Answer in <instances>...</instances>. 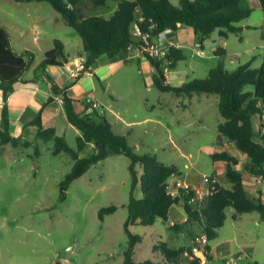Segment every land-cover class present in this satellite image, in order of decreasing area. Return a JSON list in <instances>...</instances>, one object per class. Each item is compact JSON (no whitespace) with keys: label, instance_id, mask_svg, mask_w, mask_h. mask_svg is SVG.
Instances as JSON below:
<instances>
[{"label":"trees","instance_id":"1","mask_svg":"<svg viewBox=\"0 0 264 264\" xmlns=\"http://www.w3.org/2000/svg\"><path fill=\"white\" fill-rule=\"evenodd\" d=\"M17 2L46 1L58 11L66 24L74 28L83 42V48L78 55L84 57V71L96 65L102 55L116 60L118 55L130 47L141 49L145 44L142 34L147 35L151 44H156L160 34L166 30L177 31L182 26L192 27L201 47L213 32L219 30L222 37L233 33L241 34L243 27L238 22L250 16V10L240 6V0H180L175 5L171 0H118V9L110 17L103 15H88L86 8L105 7L111 0H15ZM264 10V0H260ZM137 28L141 35L137 33ZM241 38V36H240ZM34 51L16 52L12 47L10 32L0 25V90L3 92L4 105L0 122V144L29 146L30 142L22 137L11 134L8 97L14 91L16 84L26 82L22 76L35 60ZM215 56L219 57L206 77L193 78L179 86L167 83L166 68L175 70L178 62L186 60V55L179 48H167L165 58L171 63L164 65V59L153 57L148 53L144 57L154 68L153 82L164 92L176 95L192 96L194 93H214L218 96V109L222 121L218 132L236 149L248 156L244 170L264 180V59L259 67H252L251 62L239 65L233 69L226 67L223 59L225 49L218 46ZM69 56L65 45L60 39H55L53 49L45 53V58L37 69L46 70L49 65H63ZM96 79L100 81L98 75ZM251 86V88H249ZM69 87H61L52 79L54 95H61L63 107L68 121L78 128L77 148H71L63 136L56 134L55 128H45L42 124V110L29 126L37 127V138L54 141V154L70 153L74 164L69 173L60 182L63 194L72 182L82 176L90 166L105 160L112 154H124L130 159L131 192L127 204L128 215L124 230L128 235V245L124 253L123 264H162L152 259L138 261L135 258V248L142 242L139 234L132 232L136 225H153L157 221L169 223L170 209L174 204H182L187 220L175 223L171 229L192 234V228L198 224L207 235V240L200 249L204 251L201 258L191 248H173L162 242L155 245L154 250H160L163 264H202L213 259L210 241L218 235V230L224 225L227 210L233 209V218L237 219L244 213L258 212L264 220V202L262 198L250 194L244 186L243 173L236 167L240 159L227 151L215 152L210 155L213 161L226 163L225 182L229 187L222 186L207 199L200 211H193L189 196L182 193L174 197L168 191L171 177L180 174L175 165L159 160L150 153H139L125 135L117 134L110 121L95 108L92 113L76 110V99L68 94ZM54 100L50 97L44 104ZM88 108V107H87ZM260 118L259 129L255 126V118ZM88 142L95 145V152L89 157H79ZM140 186L143 192L141 198L135 196V189ZM195 191H191V195ZM182 201V203H181ZM117 210L115 205L102 207L98 212L100 220L107 214ZM195 237H193L194 239ZM194 241V240H193ZM188 255H185V252ZM249 264H260L253 261Z\"/></svg>","mask_w":264,"mask_h":264},{"label":"rangeland","instance_id":"2","mask_svg":"<svg viewBox=\"0 0 264 264\" xmlns=\"http://www.w3.org/2000/svg\"><path fill=\"white\" fill-rule=\"evenodd\" d=\"M17 3L15 0H0V24L25 25L24 42L35 52V63L42 60L48 48V42L45 43L48 35H39L41 44L40 49H37L34 44L35 34L29 31L33 24L32 18L38 14L46 17L44 22H40L41 29L63 36L68 33H74L76 37L79 35L66 24L63 16L49 2ZM87 6L90 7L89 4ZM55 17L61 23L47 27L45 22ZM11 34L15 38L20 33L12 29ZM14 43L16 49L21 48V41ZM188 55L177 66L189 74L185 80L203 78L201 76H205L208 65L206 60ZM125 65L110 79L111 88L116 95L111 98L107 93L104 94L107 104L104 110L113 122L115 132L125 135L134 148L136 144H141L139 153H150L164 163L179 165L183 170H186L185 163L198 161L200 170L211 171L212 159L207 152L220 147L217 122L221 116L217 100L214 111L211 106L208 113L200 100L202 96L210 95L209 102H214L217 94L197 92L194 98H190L187 95L177 96L172 92H163L155 86L151 75L146 71L142 72L135 61L130 66ZM235 66L236 63H227L230 69ZM193 69L196 70L195 73L192 72ZM170 74L172 76L173 72ZM107 99H110L111 105L106 103ZM149 114L162 117L165 128L159 125L155 127V123L128 128L123 122L124 119H142ZM178 118L187 119V127L184 122L178 123ZM176 132L180 133L179 138L187 137V142L182 147L185 154L191 153L189 159L179 152L177 145H181ZM77 137L73 130L68 131L67 142L73 149L77 148ZM27 140L30 142L29 146L0 144V264H123L128 245L124 223L131 192L130 159L124 154L110 155L90 166L63 194L60 182L71 171L73 157L67 152L54 154L55 144L52 140L45 141L35 134L30 135ZM93 153L94 149L87 146L81 157H89ZM258 183L262 194L264 181L259 180ZM135 196L141 198L142 189L135 191ZM110 205H115L117 210L100 220L99 210ZM244 217L241 230L250 235L245 240L239 238L238 243L251 249V256H243L237 264H249L255 259L264 261V221L256 211ZM231 223L229 219L224 231L232 230ZM194 226L190 235L171 229L163 221L148 226H133L132 232L142 237V242L135 248L136 260L152 259L163 264L161 251L153 249L162 242L173 248H191L193 240L203 233L198 224ZM202 243L204 242H199V247ZM239 248L233 247L232 252ZM213 256L205 264H231L230 259L238 255L233 253L225 256L222 252Z\"/></svg>","mask_w":264,"mask_h":264},{"label":"crops","instance_id":"3","mask_svg":"<svg viewBox=\"0 0 264 264\" xmlns=\"http://www.w3.org/2000/svg\"><path fill=\"white\" fill-rule=\"evenodd\" d=\"M37 2V1H36ZM44 2V1H41ZM171 2L175 5H178L180 0H171ZM29 3V2H28ZM17 4H23V2H18ZM240 6L244 10H250V16L238 22L237 25L243 27V30L239 35L229 34L228 37H222L219 34V30H216L212 33L211 37L207 39L204 43V46L201 47L196 39L195 32L192 27L182 26L177 31L166 30L162 32L159 38L156 40V45L161 48L167 49L170 46H174L183 51V53L188 57L192 55H196L198 58H204L207 62L206 68V77L209 69L217 64L219 57L215 56V51L218 46H221L225 49L226 57L223 59L226 67L227 63L235 64L236 66L246 64L251 62L252 67L261 66L264 59V10L262 9L260 0H240ZM118 9V0L108 1L105 7L101 8H91L87 6L86 11H88V15H103L106 18H110L115 11ZM21 10V8H20ZM90 11V12H89ZM30 16V13H28ZM39 19V20H38ZM52 20H47L45 25L47 27L55 26L61 23L58 17L51 18ZM46 17L42 14H38L34 18H32V28L29 30L31 34H35L34 36V44L37 49H40L41 38L40 34L48 35L45 43L48 42V48H46L44 52V56L42 60L45 58V53L54 47L55 39H60L64 45L66 53L69 56V60L67 63L63 65H49L46 67V70L37 69V66L42 61L35 63V60L31 63L29 68L26 70L24 75L22 76L23 80L26 82H20L16 84L14 91L9 95L7 103L10 115V128L11 134L16 137H22L23 139H27L30 135L37 133L36 126H29V123L32 122L38 113L42 110V124L45 128H55L56 134L63 136L66 141L68 137V131L73 130L77 136H81V132L78 128H76L73 124L68 121L66 116L64 107H63V99L61 95H54L52 90V79H54L59 86L61 87H69L68 94L76 99V110L78 112L86 111L88 112L87 107L90 106V99L94 95L98 100L97 110L100 112L103 111L104 115L107 117L106 110H104L107 106L104 100V94L107 93L111 98H113L115 91L111 88L110 79L116 73L117 70L121 69V67H125L132 65L135 61L142 72H148L153 80L154 68L148 62V60L138 52L136 47H130L127 50L123 51L118 55L116 60L109 58L107 55H102L97 59L96 65L92 67L90 70L83 71L77 78L71 77L72 69H75L76 65H80L84 61V57L78 55V52L83 48V42L80 36L76 37L74 33H68L66 36L61 34H57L56 32H51L48 30H44L40 28V22L45 21ZM65 21V20H64ZM3 25V24H0ZM8 28L11 36L12 47L13 49L21 53L25 50H30L28 44L24 42V38L26 37L25 25L21 23H17V25H3ZM15 29L20 34L18 37H15L11 34V30ZM14 41H21V48L16 49ZM31 51V50H30ZM198 52H202L201 55ZM35 53V52H34ZM36 55V54H35ZM233 56L235 57L234 62H232ZM36 58V56H35ZM216 62V63H215ZM234 67V68H235ZM196 70H192L195 73ZM171 72H173L171 76ZM98 75L100 81H98L95 77ZM189 74H187L186 70H180L178 67L175 70L169 71L167 76V83L174 86H179L183 84L188 79ZM195 75V74H194ZM197 78V77H195ZM193 79V78H192ZM191 80V79H190ZM154 83V82H153ZM101 88V89H100ZM164 92V91H163ZM211 94V93H208ZM189 96L190 98H194L193 96ZM179 96V95H177ZM181 96V95H180ZM50 97H53L54 100L47 105H44ZM210 95L202 96L201 104L205 106L206 113L209 112V107L213 106V111L216 106V100L218 105V97H214V102H209ZM110 104V99L106 100V103ZM4 105L3 92L0 90V122L2 120V109ZM187 107V105H184ZM110 112H115L110 109ZM170 112V111H168ZM89 113V112H88ZM220 113V112H219ZM221 116V115H220ZM264 118V117H263ZM107 119L112 124V128L114 130L113 122L107 117ZM162 117H154L152 115H147L142 119H132L126 121L123 120L124 123L128 125V128L132 126H142L148 123H155L156 126H162L165 128V122L162 120ZM222 121L218 119L217 126ZM260 118H255V126L259 127ZM168 124L172 125V122L167 120ZM178 123H185V127L189 124L187 119L181 120L177 119ZM264 122V121H263ZM206 128V125L203 126ZM171 130V128H170ZM115 131V130H114ZM173 133V131H170ZM177 138L180 141V145H177L181 156L189 159L191 157L190 154H185L183 147L187 142V137L182 136L178 137L180 133L176 132ZM220 134V133H218ZM219 145L220 147L216 150H208L207 154L210 157L211 154L215 152L227 151L231 155H234L240 159L239 164L237 165V169L243 173V181L244 186L247 191L255 197H261L264 202V192L261 194L259 192L261 185L258 183L259 178L252 175L251 173L244 170V163L247 160L248 156L246 154L240 153L238 149L234 146L233 143L226 140L221 134L218 135ZM77 137V139H78ZM68 143V142H67ZM87 146H91L95 152V145L92 142H88L82 151L79 152V157H81V153ZM142 145L136 144V150L140 151ZM208 149V146H205ZM211 158V157H210ZM164 162V161H163ZM166 163V162H165ZM169 164V163H166ZM198 161L185 163L184 167L186 170H183L177 164L175 165L180 174L171 177L169 181H174L177 179L183 180L188 183L192 187L196 189H201L205 186V182L203 180L204 175L214 174L220 180V183L224 186L227 185L229 187L228 182H225V171H226V163L223 161H213L212 160V168L211 171H202L199 169ZM264 181V180H263ZM141 189L138 186L135 191ZM138 198V196H137ZM177 206H180L177 207ZM182 208V210H181ZM248 213H244L239 216L237 219L233 218V210H227V218L224 225L218 230V235L215 239L210 241L212 246V254L222 253L224 252L225 256L238 255L243 259V256H251L249 252L251 249H247V246H242L243 244L238 243V239H247L249 237V232L242 233L241 227L243 226L244 216ZM174 217V219L172 218ZM230 217V218H229ZM188 218L187 213L182 204H174L170 209L169 214V223H166L167 226H172L175 223H183ZM231 219L232 230L224 231L227 225V222ZM261 219V218H260ZM264 221V220H263ZM195 228V226H194ZM182 233V231H181ZM254 240V239H253ZM240 247L238 251L232 252L233 247ZM249 248H254V246H249ZM264 257V253H263ZM214 258V256H213ZM254 261L259 262L260 264H264L263 260L255 259ZM253 262V261H251ZM249 262V263H251ZM206 263V262H205ZM204 263V264H205Z\"/></svg>","mask_w":264,"mask_h":264},{"label":"built area","instance_id":"4","mask_svg":"<svg viewBox=\"0 0 264 264\" xmlns=\"http://www.w3.org/2000/svg\"><path fill=\"white\" fill-rule=\"evenodd\" d=\"M137 33L141 35V31L137 28ZM143 40L145 41V44L142 46L141 49H138V52L144 56L145 53H148L149 55L153 57H158L159 59H164V65L165 67H168V65L171 63L169 60L165 58L167 49L161 48L156 44H151L147 40V35L142 34ZM199 55L202 54V52H198ZM235 57L233 56L232 62H234ZM84 71V65L81 63L80 65H76L75 69H72L71 71V77L77 78L82 72ZM169 72L168 68H166V74ZM98 106V100L93 95L90 99V106L87 108L89 113H92L95 108ZM103 112V111H102ZM264 117V116H263ZM264 119V118H263ZM264 131V128H263ZM259 180H263L262 177H258ZM203 180L205 182V186L201 189H196L189 185L188 183L184 182L183 180L177 179L174 181L169 182L168 191L171 195L174 197L180 196L182 193L189 196L190 200L189 203L192 205L193 211H200L204 203L206 202V199L212 195L216 190L221 188L223 185L220 183V180L218 177L214 174L211 175H204ZM191 191H195L194 194H190ZM207 240L206 233H202L201 236H197L192 244V251L193 252H199V242H205ZM185 255H188V252H185ZM241 259L240 256L232 257L230 259L231 264H237V262Z\"/></svg>","mask_w":264,"mask_h":264},{"label":"water","instance_id":"5","mask_svg":"<svg viewBox=\"0 0 264 264\" xmlns=\"http://www.w3.org/2000/svg\"><path fill=\"white\" fill-rule=\"evenodd\" d=\"M181 203H182V201H181ZM197 255L200 256L201 258H203L204 257V251L200 250L199 252H197ZM205 262H206V260L203 259L202 264H204Z\"/></svg>","mask_w":264,"mask_h":264}]
</instances>
